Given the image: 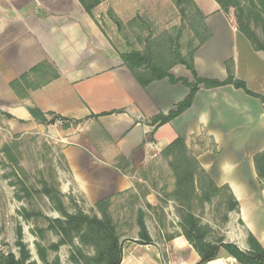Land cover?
<instances>
[{
    "label": "crops",
    "instance_id": "crops-1",
    "mask_svg": "<svg viewBox=\"0 0 264 264\" xmlns=\"http://www.w3.org/2000/svg\"><path fill=\"white\" fill-rule=\"evenodd\" d=\"M117 1H102L92 19L77 0H0V110L11 117L19 111L23 120L19 124L24 127L44 128L20 107L22 100L9 84L34 66L48 63L58 78L28 90L26 99L44 115L46 126L60 129V152L67 170L59 189L62 194L78 192L94 205L127 193L134 189V178L115 167L117 159H127L136 173L181 138L206 176L216 187L227 186L238 203L243 250L248 251L249 234L264 249V183L253 161L264 150V104L230 85L200 86L186 111L154 130L151 119L174 110L189 89L181 83L170 85L166 79L143 87L123 65L118 53L140 49L132 48L134 43L115 27L102 31L97 13L102 14L99 8L107 5L121 22H130L142 15L143 0H121L116 5ZM193 1L212 35L193 55L198 77L223 82L229 66L234 79L252 93L264 95V53L254 49L214 0ZM126 6L131 13L124 11ZM169 74L194 82L182 65L172 67ZM56 116L69 127L63 129L52 121ZM138 241L122 245L120 264H166L153 242ZM207 264L237 263L220 249L218 258Z\"/></svg>",
    "mask_w": 264,
    "mask_h": 264
},
{
    "label": "rangeland",
    "instance_id": "rangeland-1",
    "mask_svg": "<svg viewBox=\"0 0 264 264\" xmlns=\"http://www.w3.org/2000/svg\"><path fill=\"white\" fill-rule=\"evenodd\" d=\"M119 3L121 0L116 5ZM244 6L247 18L245 23L264 47V17L259 19L255 10L246 4ZM180 8L184 10V16L171 0H143V13L138 24L129 26L128 21L122 22L129 34V38L125 39L134 43L132 48L142 50L141 42L149 32L157 35L167 31L171 36L179 37L181 50L184 49L187 53L198 43L193 31V28H199L198 18L188 4L184 3ZM99 10L105 14L106 20L103 21L102 14L97 13L96 21H99L98 26L102 31L114 28L109 7L102 5ZM127 10L131 13L129 6L124 9ZM227 15L236 24V10L230 8ZM116 46L123 49L119 44ZM20 100V107L23 106L26 112L29 107H35L26 98ZM28 114L30 115L29 112ZM20 116L19 111L11 119L0 115V251L13 252L18 256L16 233L17 228L21 227L22 241L34 264H44L38 256L41 248L47 249L48 261L57 257L61 264H73L69 260L73 249L69 245L60 246L56 252L48 249L51 244L60 240L58 235L49 230L48 219L57 218L59 214L54 210L56 204L50 202L44 190L59 191L67 179V170L60 152V129L46 125L41 129L24 127L19 124L23 122ZM56 123L68 124L63 119ZM154 150L153 154L159 155ZM188 156L194 157L192 151L188 150ZM171 162L172 155H165L164 149H161L159 156L150 159L136 173L132 171L130 164L128 169L121 166L123 174L134 178V189L116 195L108 209L121 244L125 247L132 240L136 243L140 231L138 222L142 219L152 237L151 242L166 264H176V259L190 262V247L183 237L182 227L186 214L190 213L197 220L205 242L216 245L220 242L236 243L242 248L244 226L232 210L229 192L226 189H213L206 176L194 167L182 171V174L193 171L194 191L185 181L177 186ZM61 197L70 213H74L77 208L92 215V210H95L94 205L86 202L78 192L62 194ZM24 211L32 217L24 219ZM85 251L92 254L90 248H85Z\"/></svg>",
    "mask_w": 264,
    "mask_h": 264
},
{
    "label": "trees",
    "instance_id": "trees-1",
    "mask_svg": "<svg viewBox=\"0 0 264 264\" xmlns=\"http://www.w3.org/2000/svg\"><path fill=\"white\" fill-rule=\"evenodd\" d=\"M82 9L92 19V12L94 9L104 0H77ZM172 3L179 7L180 13L184 16V10L181 9V5L188 4L192 7L195 15L198 18L199 28H193L194 36L198 38L196 46H192L188 52L183 55L181 52V46L179 37H173L167 31H162L157 35L149 32L144 40L143 49L140 51H130L128 53H118L119 59L123 65L135 76L138 82L143 86L155 81H162L166 79L170 85H176L181 83L183 86L189 89L188 96L175 106V109L169 111L166 115L159 113L154 116L150 125L156 130L157 128L168 124L174 118L181 115L192 104L195 94L202 86L205 89L218 88L222 86L230 85L235 89L242 90L246 95L259 99L264 104V95H258L249 91L242 81L234 79L230 67H227L228 77L223 82L217 80H208L199 78L193 65V55L195 51L207 43L212 35L205 25V17L198 9L193 0H171ZM219 6L220 10L227 15L230 8L236 10V25L238 31L250 42V44L257 51L264 53V47L256 39L253 32L249 29L248 24L245 23L247 18L244 13V9L249 6L252 10H255L259 19L264 17V0H214ZM111 20L113 21L117 31L122 33L124 38H129V34L126 31V26L116 17L113 12L109 13ZM141 20L140 16L132 19L128 22L129 26H135L138 20ZM199 30L201 32H199ZM199 32V33H198ZM202 33V34H201ZM175 65H182L188 70L193 79V83H189L185 79H176L169 70ZM57 71L52 68L48 63H40L28 72L24 73L18 79L13 80L9 86L19 99L27 98L28 90H36L50 83L58 78ZM28 112L31 117L38 123L46 125L48 121L39 109L35 107H29ZM0 115L7 119L12 117L0 110ZM59 116L53 118L52 121H57ZM64 129L69 127V124H63ZM164 154L172 155L173 162L170 163V167L174 171L177 186H181L182 182L188 183L194 191L193 184V171L191 173L182 174L184 169L191 170L199 169L202 175L206 176L205 172L199 167L194 157L188 156V149L181 138H176L172 143L164 148ZM255 171L258 179L264 183V150L253 157ZM121 166L124 169L129 168V162L124 157H119L115 167L120 170ZM121 171V170H120ZM122 173V171H121ZM123 174V173H122ZM209 184L215 190L226 189L232 199V210L238 213V203L233 198L227 186L216 187L213 181L206 176ZM45 196H47L50 202L56 204L54 210L59 214V217L54 219H48L49 230H52L59 236L58 243L51 244L49 250L56 252L60 246L67 244L73 252L70 253L69 260L73 264H120L122 260V244L116 233L115 226L109 215V207L111 200L109 198L96 202L93 206L95 210L92 215L86 214L80 209L75 210L74 213L67 211L66 206L63 203L60 191L44 190ZM32 215L24 211V219L28 220ZM183 237L190 247V262H183L180 259H176V264H207L218 258L219 250L221 249L227 257L235 260L237 264H264V249L258 243V241L252 236L248 235V251L241 250L237 245L233 243L220 242L217 245L207 243L204 241V236L201 233V228L198 226L197 220L190 213L186 214L184 219ZM138 226L139 241L138 243H151V240L147 234L146 226L142 219L139 220ZM41 233V232H40ZM17 242L18 256L13 252L4 253L0 251V264H34L31 261V255L26 245L22 241V229L17 228ZM76 241V242H75ZM85 248H90L92 254L85 251ZM47 249H39V259L44 264H61L60 260L56 257L52 261H48Z\"/></svg>",
    "mask_w": 264,
    "mask_h": 264
},
{
    "label": "built area",
    "instance_id": "built-area-1",
    "mask_svg": "<svg viewBox=\"0 0 264 264\" xmlns=\"http://www.w3.org/2000/svg\"><path fill=\"white\" fill-rule=\"evenodd\" d=\"M62 119L61 118H58L56 122H60ZM150 146L153 148V149H157L158 146L156 144H150Z\"/></svg>",
    "mask_w": 264,
    "mask_h": 264
}]
</instances>
